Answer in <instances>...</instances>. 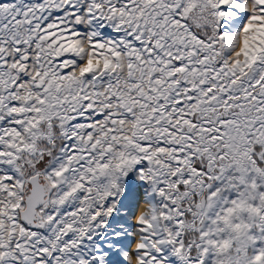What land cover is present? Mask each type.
Returning <instances> with one entry per match:
<instances>
[{
	"label": "snow or ice",
	"instance_id": "6c2138e0",
	"mask_svg": "<svg viewBox=\"0 0 264 264\" xmlns=\"http://www.w3.org/2000/svg\"><path fill=\"white\" fill-rule=\"evenodd\" d=\"M0 264H264V0H0Z\"/></svg>",
	"mask_w": 264,
	"mask_h": 264
}]
</instances>
